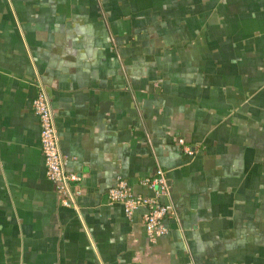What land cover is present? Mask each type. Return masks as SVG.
<instances>
[{"label": "crops", "instance_id": "1", "mask_svg": "<svg viewBox=\"0 0 264 264\" xmlns=\"http://www.w3.org/2000/svg\"><path fill=\"white\" fill-rule=\"evenodd\" d=\"M39 86L74 207L45 178ZM157 168L173 214L150 241L106 194L150 196ZM0 264H264V0H0Z\"/></svg>", "mask_w": 264, "mask_h": 264}, {"label": "built area", "instance_id": "2", "mask_svg": "<svg viewBox=\"0 0 264 264\" xmlns=\"http://www.w3.org/2000/svg\"><path fill=\"white\" fill-rule=\"evenodd\" d=\"M31 107L39 125V146L45 178L54 185L60 206L74 207V199L81 195L80 177L64 168L52 112L42 86L37 88ZM178 144L185 155H192L193 150L183 140L179 139ZM139 185L152 194H135L125 179L117 178L115 184L107 190L106 199L110 204L121 205L124 215L128 218L137 209H142L144 231L150 241H155L167 233L166 220L173 214L172 204L163 200L169 199V189L159 168L152 176L142 178Z\"/></svg>", "mask_w": 264, "mask_h": 264}]
</instances>
